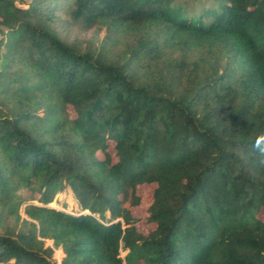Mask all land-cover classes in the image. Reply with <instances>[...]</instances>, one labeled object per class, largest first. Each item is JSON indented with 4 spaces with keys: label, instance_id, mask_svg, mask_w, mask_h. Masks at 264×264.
Wrapping results in <instances>:
<instances>
[{
    "label": "trees",
    "instance_id": "1",
    "mask_svg": "<svg viewBox=\"0 0 264 264\" xmlns=\"http://www.w3.org/2000/svg\"><path fill=\"white\" fill-rule=\"evenodd\" d=\"M171 1L0 0V264H264V0Z\"/></svg>",
    "mask_w": 264,
    "mask_h": 264
},
{
    "label": "rangeland",
    "instance_id": "2",
    "mask_svg": "<svg viewBox=\"0 0 264 264\" xmlns=\"http://www.w3.org/2000/svg\"><path fill=\"white\" fill-rule=\"evenodd\" d=\"M15 5L17 7H22L19 0H14ZM172 7H179L185 10L186 14L189 16H196L201 14L205 17L206 10H214L215 3L212 0H172ZM57 33L64 38L67 42H75L80 46H88L94 45L97 46L99 41L101 40L104 32L98 31L95 29H83L78 25H65L63 21H60L56 27ZM6 50L3 48L2 53H5ZM109 145L112 144L109 142ZM155 188V184H143L135 187L134 194L139 198V202L135 206H130L128 202L124 204V208L127 209L130 216L133 219L137 220L136 228L142 234H146L150 229L153 228L152 223H148L146 221L147 217V209L148 206L152 202V193ZM22 197H26L28 193L26 191H20ZM36 203V202H30ZM50 208H54L57 210H64L69 213H79V209L77 206V202L74 199L73 193L71 190L66 187L61 192L57 193L53 200L47 205ZM23 206L20 208L21 217L24 218L23 215ZM107 216V212L105 213ZM121 221V218L118 219ZM45 246H52V241L46 240ZM53 260L55 264H60L61 258L63 257L61 251L59 249H53ZM125 252L120 251L119 257L123 258ZM143 264V263H140Z\"/></svg>",
    "mask_w": 264,
    "mask_h": 264
}]
</instances>
